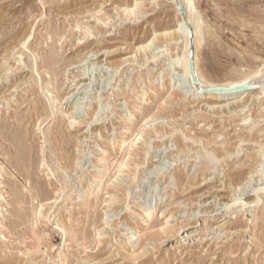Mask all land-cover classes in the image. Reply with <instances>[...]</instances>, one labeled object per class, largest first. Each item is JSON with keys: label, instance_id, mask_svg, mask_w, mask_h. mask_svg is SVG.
<instances>
[{"label": "rangeland", "instance_id": "374dc122", "mask_svg": "<svg viewBox=\"0 0 264 264\" xmlns=\"http://www.w3.org/2000/svg\"><path fill=\"white\" fill-rule=\"evenodd\" d=\"M189 1L206 82L264 67V0ZM174 9L0 0V264H264V85L169 80Z\"/></svg>", "mask_w": 264, "mask_h": 264}, {"label": "bare ground", "instance_id": "6f19581e", "mask_svg": "<svg viewBox=\"0 0 264 264\" xmlns=\"http://www.w3.org/2000/svg\"><path fill=\"white\" fill-rule=\"evenodd\" d=\"M172 2H173L174 7H175L174 10H175V15H176V17H175L176 21L174 23L175 24L174 29L162 30V31L156 33L154 35V37L152 38L151 42L148 44V45H151V44L160 43V46H159L160 52L159 51L158 52L161 55L167 56V61L169 62V64H167L170 67V69H169V72H170L169 73V80H173V79L179 80L180 83H181V81H185L186 83H188V85H190L194 94L198 95L199 92H202L204 97L207 99H212V98H215V99L219 98L220 99V98H225V97H234V96L244 94V92L250 93L251 91L256 89L258 87V85H261V86L264 85V67L257 74L252 76L251 79L246 80V81H235V82L232 81V82H228V83H208V82H206L205 78L202 75V72L200 71L198 61H197V57H198L197 41H198V25H199L198 16L196 13L193 12L189 0H172ZM180 8H183V11H181ZM189 26H191V29H192V33H193L192 37H190ZM25 32L27 33V31H25ZM22 33H23V31H22ZM191 50H193L194 72H195V76L197 79V83L193 82V80L191 79L189 67H188V61L190 58ZM238 85H246L248 87V89L244 90V91H240V92L238 91V92L230 93V94H223L220 92L208 90L209 88L235 87ZM185 86H187V85H185ZM61 149L63 150L62 152H65L66 148H65L64 143L61 144ZM60 156L62 157V154ZM26 191H29V190L26 189ZM35 192H37V191H35ZM60 192H59V194H60ZM22 198L24 199V197H22ZM146 206L147 205L144 204L143 207L145 208ZM145 212L148 214L149 209L146 208ZM38 213H40V212H38ZM22 214H23V212H22ZM40 216H42L41 213H40ZM45 217H46V215H45ZM20 218H22V217H20ZM23 218H25V217H23ZM61 231L63 233L66 232L64 228H62ZM136 231H137V229H133V231L131 233H129V235L125 239V243H129L131 240H135L137 238L138 233Z\"/></svg>", "mask_w": 264, "mask_h": 264}, {"label": "water", "instance_id": "95a60500", "mask_svg": "<svg viewBox=\"0 0 264 264\" xmlns=\"http://www.w3.org/2000/svg\"><path fill=\"white\" fill-rule=\"evenodd\" d=\"M181 11H183V8H180ZM189 31H190V37H192L193 33H192V29L191 26H189ZM188 67H189V72H190V76L191 79L193 80V82L197 83V79L195 76V72H194V63H193V50H191V54H190V58L188 61ZM248 87L246 85H238L235 87H217V88H209L208 90L211 91H215V92H220L223 94H230V93H234V92H240V91H244L247 90Z\"/></svg>", "mask_w": 264, "mask_h": 264}]
</instances>
